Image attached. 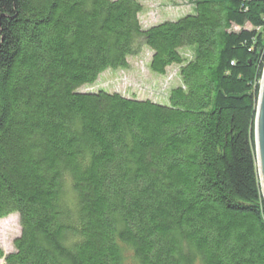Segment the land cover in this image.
<instances>
[{"label": "trees", "instance_id": "obj_1", "mask_svg": "<svg viewBox=\"0 0 264 264\" xmlns=\"http://www.w3.org/2000/svg\"><path fill=\"white\" fill-rule=\"evenodd\" d=\"M141 7L0 0V218L21 228L4 264H264V0L147 27ZM143 46L179 67L165 102L80 90Z\"/></svg>", "mask_w": 264, "mask_h": 264}, {"label": "rangeland", "instance_id": "obj_2", "mask_svg": "<svg viewBox=\"0 0 264 264\" xmlns=\"http://www.w3.org/2000/svg\"><path fill=\"white\" fill-rule=\"evenodd\" d=\"M140 2L142 10L138 14V21L143 27L163 22L164 19H175L193 11L194 8V0H140ZM181 51L187 57L193 55L189 47ZM150 55L151 51L143 46L137 54L129 55L127 66L107 67L97 75L93 83L83 85L80 90L94 91L103 88L126 96L134 95L137 98L165 102L168 90L181 82L178 75L179 67L171 64L167 66L165 73L153 72L149 68ZM20 231V218L17 213L12 212L0 218V245L5 253L14 249L13 239ZM0 264H4L3 259H0Z\"/></svg>", "mask_w": 264, "mask_h": 264}, {"label": "water", "instance_id": "obj_3", "mask_svg": "<svg viewBox=\"0 0 264 264\" xmlns=\"http://www.w3.org/2000/svg\"><path fill=\"white\" fill-rule=\"evenodd\" d=\"M261 75L254 119V147L257 159L259 182L264 200V66Z\"/></svg>", "mask_w": 264, "mask_h": 264}]
</instances>
